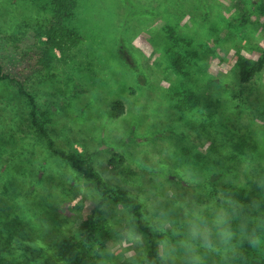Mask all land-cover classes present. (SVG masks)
Here are the masks:
<instances>
[{"label": "rangeland", "instance_id": "rangeland-1", "mask_svg": "<svg viewBox=\"0 0 264 264\" xmlns=\"http://www.w3.org/2000/svg\"><path fill=\"white\" fill-rule=\"evenodd\" d=\"M259 6L260 0H126L125 7L120 0H78L70 26L80 43L40 68L27 44L35 28L46 26L50 0H0V59L15 79L0 80V264H21L78 238L94 211L104 243L96 264H152L150 235L114 201L118 190L136 198L155 243L160 214L180 222L193 206L219 204L225 195L259 202L252 218L264 213V71L246 85L237 66L240 58L262 56ZM167 26L196 53L185 75L168 61ZM17 81L34 98L55 148L83 152L99 181L49 148ZM182 93L194 97L191 109L177 107ZM215 141L220 147L212 149ZM228 156L238 162L232 160L234 175L212 179ZM4 172L17 173L18 181H4ZM132 229L142 233L141 244ZM244 253L262 258L264 247L245 242Z\"/></svg>", "mask_w": 264, "mask_h": 264}, {"label": "trees", "instance_id": "trees-1", "mask_svg": "<svg viewBox=\"0 0 264 264\" xmlns=\"http://www.w3.org/2000/svg\"><path fill=\"white\" fill-rule=\"evenodd\" d=\"M77 1L78 0H50L51 16L47 18L46 26H38L35 28L33 42L27 44L31 51L34 50L36 52V65L38 67H48L53 61L58 59L56 51H59L62 55L61 58H63L67 55L68 51L80 43L82 38L77 34L76 30L70 26V21L73 19L77 8ZM120 1L125 7L126 0ZM259 7L264 15V0H260ZM166 36L170 45L168 61L177 74L185 75L187 73L186 69L193 61L196 53L188 50V42L184 38L179 37L171 26H167ZM237 66L239 68V82L246 85L254 83L256 78L264 71V50L259 60L252 61L251 59L240 58L237 61ZM0 80L15 81V79L5 71V64L1 59ZM17 83L20 93L28 98L31 105V123L37 129L38 133L46 139L49 148L62 159L70 163L75 169L80 171L85 177L99 181L100 178L87 168V160L83 152H80L76 148H72L70 151L58 150L55 148V144L47 129L44 127L43 123L38 120L34 98L23 89L22 82L17 81ZM193 98L194 97L191 95L182 93L178 100L177 107L181 110L191 109L193 106ZM120 105V103L116 104V106L122 110ZM229 132L230 135L227 137L230 138L229 144L233 147L231 138L236 131L230 128ZM216 141L214 142L216 146L214 145L212 149L220 147V143ZM233 159L235 163H238L233 156H228L227 162H225L224 167L221 168L225 170H223L221 174H212L211 178L216 180L221 178L222 175H225L226 178L229 179L231 175L233 176L234 173L231 171L234 168ZM1 179L9 183H16L18 181V175L17 173L4 172L1 175ZM113 199L115 202L121 203L127 207L130 213L136 218L140 230L150 235L151 250L147 254L148 262L160 264L155 253L156 243L152 239L149 229L144 224L140 204L136 198L124 190H118L114 192ZM97 216L98 212L94 211L89 218L81 224L79 229L80 236L78 238H69L62 244L39 250L33 253L30 259L21 264H96L98 255L101 253L104 244L98 240L101 227ZM93 243H98L96 249ZM77 245H80L79 250L74 249L78 247ZM76 251L77 253L74 254ZM238 259L237 264H264V257L253 256L250 258V255L247 253L240 255Z\"/></svg>", "mask_w": 264, "mask_h": 264}, {"label": "clouds", "instance_id": "clouds-1", "mask_svg": "<svg viewBox=\"0 0 264 264\" xmlns=\"http://www.w3.org/2000/svg\"><path fill=\"white\" fill-rule=\"evenodd\" d=\"M260 204H243L232 195L221 197L219 204L195 205L186 211V218L176 222L166 213L160 214L152 229L158 234L156 254L160 264H209V258H218L214 264H229L240 256L246 242L251 248L264 247V213L252 218ZM137 244L142 233L131 230ZM178 238V239H177Z\"/></svg>", "mask_w": 264, "mask_h": 264}]
</instances>
